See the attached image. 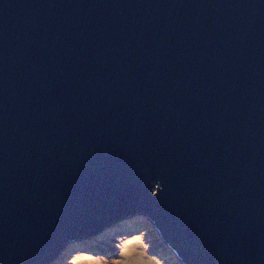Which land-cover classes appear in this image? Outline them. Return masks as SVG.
I'll return each mask as SVG.
<instances>
[{
    "label": "water",
    "instance_id": "95a60500",
    "mask_svg": "<svg viewBox=\"0 0 264 264\" xmlns=\"http://www.w3.org/2000/svg\"><path fill=\"white\" fill-rule=\"evenodd\" d=\"M135 213L264 264V0H0V264Z\"/></svg>",
    "mask_w": 264,
    "mask_h": 264
},
{
    "label": "rangeland",
    "instance_id": "374dc122",
    "mask_svg": "<svg viewBox=\"0 0 264 264\" xmlns=\"http://www.w3.org/2000/svg\"><path fill=\"white\" fill-rule=\"evenodd\" d=\"M137 215L142 218L131 221L128 215L94 235L97 245L93 247H82L86 245L83 239L66 243L51 264H185L166 244L152 219ZM48 263L49 258L42 264Z\"/></svg>",
    "mask_w": 264,
    "mask_h": 264
},
{
    "label": "trees",
    "instance_id": "16d2710c",
    "mask_svg": "<svg viewBox=\"0 0 264 264\" xmlns=\"http://www.w3.org/2000/svg\"><path fill=\"white\" fill-rule=\"evenodd\" d=\"M143 215V214H142ZM145 217H147L146 215H144ZM136 218L137 219H140V218H142L140 215H137L135 218H133L134 219V221H136ZM148 218V217H147ZM166 241V244H168V246H170V247H172L171 246V244L167 241V240H165ZM72 248H76V246H71ZM172 249H173V251L180 257V259H182V260H184L185 262L187 261V263H189V258H185V256H183V255H181V254H179V252L174 248V247H172ZM187 256H189L190 258H191V255L190 254H187Z\"/></svg>",
    "mask_w": 264,
    "mask_h": 264
},
{
    "label": "bare ground",
    "instance_id": "6f19581e",
    "mask_svg": "<svg viewBox=\"0 0 264 264\" xmlns=\"http://www.w3.org/2000/svg\"><path fill=\"white\" fill-rule=\"evenodd\" d=\"M137 216V214L135 213L134 215H131L130 217L132 218V220L131 221H134V219L133 218H135ZM67 239H66V243H67ZM66 243H65V245H66ZM65 245H64V247L62 248V250L59 252V254L56 256V257H54L53 259H49V263L48 264H51L59 255H61V252L63 251V249L65 248ZM182 260V259H181ZM185 264H189V263H187V262H185L184 260H182Z\"/></svg>",
    "mask_w": 264,
    "mask_h": 264
},
{
    "label": "clouds",
    "instance_id": "9594fccd",
    "mask_svg": "<svg viewBox=\"0 0 264 264\" xmlns=\"http://www.w3.org/2000/svg\"><path fill=\"white\" fill-rule=\"evenodd\" d=\"M96 244V243H95ZM97 245V244H96ZM85 247H87V246H85ZM93 247V246H92Z\"/></svg>",
    "mask_w": 264,
    "mask_h": 264
}]
</instances>
